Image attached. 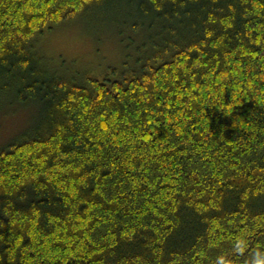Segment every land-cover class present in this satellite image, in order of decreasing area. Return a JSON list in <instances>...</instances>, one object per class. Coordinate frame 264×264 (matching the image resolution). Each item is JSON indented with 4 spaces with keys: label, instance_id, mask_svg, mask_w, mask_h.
<instances>
[{
    "label": "trees",
    "instance_id": "1",
    "mask_svg": "<svg viewBox=\"0 0 264 264\" xmlns=\"http://www.w3.org/2000/svg\"><path fill=\"white\" fill-rule=\"evenodd\" d=\"M79 15L116 65L70 71L41 48ZM6 104L38 113L0 149V264L264 251V0H0Z\"/></svg>",
    "mask_w": 264,
    "mask_h": 264
},
{
    "label": "rangeland",
    "instance_id": "2",
    "mask_svg": "<svg viewBox=\"0 0 264 264\" xmlns=\"http://www.w3.org/2000/svg\"><path fill=\"white\" fill-rule=\"evenodd\" d=\"M87 23V19L79 15L71 23L68 22L45 36L41 48L58 62L63 60L70 64V71L74 68L96 71L116 65L122 56L120 44L109 31L96 36ZM106 29L109 30L108 27ZM4 108L5 110L0 111V149L27 133L33 127L38 113L33 104H6Z\"/></svg>",
    "mask_w": 264,
    "mask_h": 264
},
{
    "label": "clouds",
    "instance_id": "3",
    "mask_svg": "<svg viewBox=\"0 0 264 264\" xmlns=\"http://www.w3.org/2000/svg\"><path fill=\"white\" fill-rule=\"evenodd\" d=\"M247 246V241L244 236H240L236 243V248L242 250ZM217 264H231L225 255L217 257ZM249 264H264V251L257 250L250 260Z\"/></svg>",
    "mask_w": 264,
    "mask_h": 264
}]
</instances>
